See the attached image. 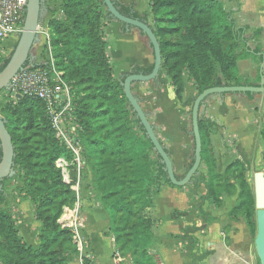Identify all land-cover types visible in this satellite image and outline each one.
I'll return each instance as SVG.
<instances>
[{
    "label": "trees",
    "instance_id": "obj_1",
    "mask_svg": "<svg viewBox=\"0 0 264 264\" xmlns=\"http://www.w3.org/2000/svg\"><path fill=\"white\" fill-rule=\"evenodd\" d=\"M60 1V18L47 21L49 44L42 47L43 62L33 65L49 68L51 59L63 79L72 84L75 92L72 104L80 127L78 137L85 169L90 172V183L106 213L115 249L121 256L129 254L130 264H156L148 255L155 237L147 213L162 184L175 186L167 179L160 157L156 154V160L151 157L152 144L121 86L128 74H149L153 65L135 66L130 72H122L118 81L114 79L103 33L104 19H112L102 0ZM147 1L153 23L140 17L133 5L124 6L115 1V6L121 14L148 23L159 43L160 73L170 80L176 99L181 100L184 72L194 84V98L212 87L248 86L240 79L236 65L239 60L255 57L260 49L251 51L247 46L246 28L236 25L234 10L226 9V1ZM10 55L2 58L0 71ZM14 100L5 103L1 110L14 148V176L23 180L26 197L37 205L36 216L44 230L38 246H27L17 234L12 215L1 208L0 199V261L2 264H68L75 250L69 230L61 228L57 220L63 207L74 205L75 194L71 184L62 182L56 159L70 160V155L54 139L40 100L26 96ZM198 127L205 197L208 204L214 205L220 185L211 137L220 127L206 118L199 121ZM259 133L264 141V129ZM236 165L243 167L241 163ZM70 176L75 179L73 172ZM7 179L0 181V187ZM240 188V210L252 237L253 194L244 180Z\"/></svg>",
    "mask_w": 264,
    "mask_h": 264
},
{
    "label": "crops",
    "instance_id": "obj_2",
    "mask_svg": "<svg viewBox=\"0 0 264 264\" xmlns=\"http://www.w3.org/2000/svg\"><path fill=\"white\" fill-rule=\"evenodd\" d=\"M115 1L124 6L133 5V10L150 23L147 0ZM239 2L240 7L233 9V18L238 27L246 28L244 37L250 50L260 49V52L255 57L237 62L238 75L244 78L242 80L248 86L259 87L261 76H264V0ZM56 8L52 6L46 9L48 17L49 10ZM104 34L106 54L115 77L122 72H130L135 66L153 65L152 52H149L146 39L139 31L122 32L120 23L108 20L104 23ZM15 41V38L6 39L4 46L13 48ZM161 74L156 79L161 85L153 81L133 84L132 93L139 99L157 138L169 154L175 175L183 177L189 169L194 150L191 110L195 87L184 72L183 92L181 100H178L170 80ZM204 118L220 127L211 140L216 165L223 168L228 160L221 161V157L225 153V146L232 143V138L238 140L239 150L244 154L258 142L259 130L264 128V92L213 95L206 101ZM201 171L204 174V170ZM205 192L203 185L181 188L165 184L160 186L147 213L152 220L155 237V244L148 254L157 264H192L196 260L197 264H254L253 244L244 220L241 217L229 220L226 216L228 209L208 208ZM96 223L93 215L90 230ZM108 233L112 244L107 259L109 261L110 258L115 264L111 256L115 249L113 236ZM196 242L201 248L199 252L193 248ZM88 254L93 257L90 264H97L98 253L91 242Z\"/></svg>",
    "mask_w": 264,
    "mask_h": 264
},
{
    "label": "rangeland",
    "instance_id": "obj_3",
    "mask_svg": "<svg viewBox=\"0 0 264 264\" xmlns=\"http://www.w3.org/2000/svg\"><path fill=\"white\" fill-rule=\"evenodd\" d=\"M225 2L226 9H238L240 7V0H222ZM255 1V0H250ZM58 0H45V6L46 9H51L52 6L57 7L55 10H49L50 17H48L47 14L44 15L42 19V23L40 26L42 28L47 29L48 38L45 36V34H40V42L33 48L31 51L32 56L35 58L33 60V63L38 64L42 63L44 59V55L41 54L42 47L46 44H49V32L47 27V21L51 20L53 18H60V6L61 1L59 0L58 5L56 4ZM48 3V5H47ZM105 21H108L107 19L103 21V33H104V23ZM150 23H153V17L151 15V21ZM122 26V24H121ZM13 37L7 39L8 41L11 40ZM104 39L105 34H104ZM146 39V38H144ZM18 40V39H17ZM17 40L13 43H17ZM3 41L0 43V63L2 62V58L8 57L12 52V47L8 48L4 46ZM146 44L148 45V41L146 39ZM149 46V45H148ZM150 48V46H149ZM149 52H152V49L150 48ZM153 56V54H152ZM110 63V62H109ZM29 65V64H28ZM111 66V64H110ZM112 68V66H111ZM163 75V74H161ZM112 76L117 81L120 78V74L114 76V72L112 69ZM240 79H244L240 77ZM244 81V80H242ZM137 84V83H136ZM10 92L7 90H3L0 92V116H2V108L4 107L5 103L11 102L14 100V98L9 97ZM19 99V98H18ZM264 129L261 128L259 132ZM260 136V133H259ZM238 140H235V138H232V143H230L229 146H225V153L221 157V161L228 160L227 166L223 168L217 167V161L215 158V169L216 172L219 174V196L217 199H215V204H208V208L210 209H228V212L226 213V216L229 220L234 221L237 220V218L241 217L245 224L246 221L243 217L242 210H240L241 205V199L239 197L240 191H241V182L244 180L248 184V187L250 188L252 194H253V201H254V191H253V175L256 172H261L264 175V162L262 160V154L264 151V141L261 137L258 138V142L256 141V144L252 146V150L247 153H242L239 150L238 147ZM261 145V146H260ZM227 150V151H226ZM151 157L156 160L155 153H151ZM220 158V156H219ZM57 160V159H56ZM236 163H241L242 166L236 165ZM57 166V164H56ZM57 168L60 170L61 177H62V171L57 166ZM204 170L205 169H200ZM71 172H73L74 177L75 173L74 171L70 170L68 174L70 175ZM202 172V171H201ZM204 175V174H203ZM90 172L84 168L83 170V176L80 179L79 185L77 187V181L71 177V183H65L67 185L71 184V188L74 191L75 194V203L71 207H63L62 213L60 217L57 220V224L60 225L61 228V218L63 216L64 210L68 209L70 211V214L76 210L77 212L74 213V215H70V218L72 217L73 223H81V234L82 237L85 239L88 245H91L94 247V249L98 253V261L97 264H113V261L109 258V261L107 259L108 252L111 248V240L108 236V219L106 216V213L104 209L101 206V203L98 199L97 192L92 188V185L90 183ZM63 182V178H62ZM77 188V192L75 191ZM206 195V192H205ZM0 199L3 201V204L1 205L2 209L7 210L12 215V220L14 222L15 228L17 230V234L22 239V241L27 246H33L36 247L39 245V237L40 234L44 230L43 223L37 218L36 216V204L29 200V198L26 197V189L25 184L21 178H18L16 176H12L11 178H8L3 182V185L0 187ZM77 208V209H76ZM253 208H254V219H255V203L253 202ZM69 214V213H68ZM94 215V218L96 219V225L90 230V224L92 216ZM247 226V224H246ZM70 232V238L72 246L75 250V253L70 257L68 264H79L78 262V251L76 249V246L74 242L76 241L74 239V235L72 233V230L70 228H66ZM256 234V223H255V231L254 235L251 237L250 235V241L252 244H254V238ZM197 244V242H196ZM196 249L197 252L200 251L201 248H199V245H195L193 247ZM253 250L255 253L254 245ZM116 249L113 250L112 259L115 256ZM149 255V254H148ZM150 256V255H149ZM125 257L126 264H129L130 257L129 254L122 256ZM153 258V257H152ZM154 259V258H153ZM1 260V259H0ZM155 263L157 264V261L154 259ZM0 264L2 262L0 261ZM192 264H197V260L193 261ZM254 264H259V260L255 253V259Z\"/></svg>",
    "mask_w": 264,
    "mask_h": 264
},
{
    "label": "water",
    "instance_id": "obj_4",
    "mask_svg": "<svg viewBox=\"0 0 264 264\" xmlns=\"http://www.w3.org/2000/svg\"><path fill=\"white\" fill-rule=\"evenodd\" d=\"M109 17L122 25L126 31L137 30L147 39L148 45L152 49L153 66L149 74L131 73L121 82L122 90L128 104L135 117L139 120L147 139L151 142L154 153L160 157V163L166 173L167 179L175 187H185L188 185L205 187L203 173L200 171L201 165V139L199 133V121L204 119L206 101L213 95H223L227 93H263L264 76H261L259 87L254 86H222L212 87L203 90L193 101L191 110V128L194 143L193 161L190 168L183 177L178 178L174 173L173 163L164 146L157 138L154 126L148 121V116L142 110L139 99L132 93V85L136 83H148L158 79L161 70V54L159 43L144 19H135L120 13L115 6V0H102ZM45 0H26L25 16L22 31L17 43L4 68L0 71V92L9 89V84L15 76L24 69L26 64L33 65L31 51L40 42L38 28L46 14ZM34 66V65H33ZM18 98V96H17ZM0 181L11 178L15 172L13 170L14 148L11 137L5 127V121L0 116ZM253 191L255 203V223L256 234L254 238V249L259 264H264V175L256 172L253 175Z\"/></svg>",
    "mask_w": 264,
    "mask_h": 264
},
{
    "label": "built area",
    "instance_id": "obj_5",
    "mask_svg": "<svg viewBox=\"0 0 264 264\" xmlns=\"http://www.w3.org/2000/svg\"><path fill=\"white\" fill-rule=\"evenodd\" d=\"M25 6L26 0H0V43L11 37L18 39L22 31ZM42 33L48 38L47 29L39 26V36ZM8 91L14 99H17V96L18 98L26 96L43 103L54 139L70 155V160L66 157H59L56 160L57 166L62 171L63 182L71 183V176L68 172L72 168L78 187L85 163L78 137L80 127L76 123L72 104L75 96L72 84L63 79L62 72L55 69L50 59L49 68L34 67L31 64L25 66L11 80ZM75 191L77 192V188ZM76 212L74 210L70 214V211L65 209L60 223L63 228L72 230L76 240L74 244L78 251L79 264H90L93 257L88 254L89 245L82 237L81 223H73L71 220L73 216L70 218V215ZM114 259L115 264H126L125 257H122L118 251H115Z\"/></svg>",
    "mask_w": 264,
    "mask_h": 264
}]
</instances>
